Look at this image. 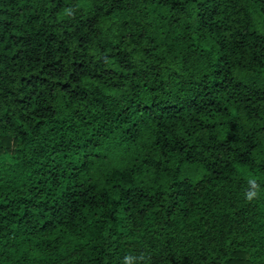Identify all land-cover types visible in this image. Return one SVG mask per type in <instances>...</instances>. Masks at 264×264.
Here are the masks:
<instances>
[{
  "label": "trees",
  "instance_id": "16d2710c",
  "mask_svg": "<svg viewBox=\"0 0 264 264\" xmlns=\"http://www.w3.org/2000/svg\"><path fill=\"white\" fill-rule=\"evenodd\" d=\"M141 255L264 264V0H0V264Z\"/></svg>",
  "mask_w": 264,
  "mask_h": 264
},
{
  "label": "clouds",
  "instance_id": "9594fccd",
  "mask_svg": "<svg viewBox=\"0 0 264 264\" xmlns=\"http://www.w3.org/2000/svg\"><path fill=\"white\" fill-rule=\"evenodd\" d=\"M261 195V185L255 177L248 178V187L245 190L244 197L248 202H252L258 199ZM133 259L145 260V257L141 255L139 258L132 256L125 257L124 264H131Z\"/></svg>",
  "mask_w": 264,
  "mask_h": 264
}]
</instances>
